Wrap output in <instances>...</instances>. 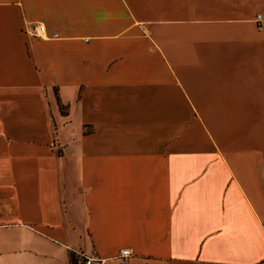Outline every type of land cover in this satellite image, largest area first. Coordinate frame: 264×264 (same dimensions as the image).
I'll use <instances>...</instances> for the list:
<instances>
[{
  "label": "crops",
  "instance_id": "1",
  "mask_svg": "<svg viewBox=\"0 0 264 264\" xmlns=\"http://www.w3.org/2000/svg\"><path fill=\"white\" fill-rule=\"evenodd\" d=\"M258 14L0 0V264H264Z\"/></svg>",
  "mask_w": 264,
  "mask_h": 264
},
{
  "label": "built area",
  "instance_id": "2",
  "mask_svg": "<svg viewBox=\"0 0 264 264\" xmlns=\"http://www.w3.org/2000/svg\"><path fill=\"white\" fill-rule=\"evenodd\" d=\"M256 20L259 23L264 24V17L261 14H258L256 16ZM26 33L35 38H40V39H45L48 38L45 26L41 22H34L29 25L28 29L26 30ZM131 253L128 248H122L118 255L117 258L120 261L121 264H128V260L130 257ZM82 264H102V260L99 258H93V257H83Z\"/></svg>",
  "mask_w": 264,
  "mask_h": 264
}]
</instances>
